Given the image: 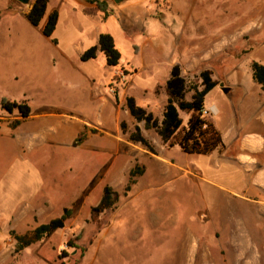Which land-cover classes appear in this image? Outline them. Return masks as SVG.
Returning <instances> with one entry per match:
<instances>
[{"label":"rangeland","instance_id":"374dc122","mask_svg":"<svg viewBox=\"0 0 264 264\" xmlns=\"http://www.w3.org/2000/svg\"><path fill=\"white\" fill-rule=\"evenodd\" d=\"M34 1L11 0L20 13L0 19V124L15 130L12 142L9 128L8 141L0 138V264H264V185L255 181L264 154L254 167L234 159L239 136H264V91L251 69L264 65V0H96L106 13L95 0H49L48 12H59L57 44L43 21L34 27L22 14ZM101 33L115 38L116 67L103 54L81 61ZM175 64L187 100L200 73L212 72L204 117L223 137L233 133L218 153L225 159L183 153L128 112L133 96L162 120ZM2 99L31 105L18 130V111L2 110ZM180 116L186 126L191 113ZM64 121L88 139L74 146L81 132L70 142ZM136 126L149 149L129 141ZM42 131L45 145L21 154L19 138ZM137 166L143 174L125 192ZM106 187L114 206L94 213ZM65 208L64 228L18 249L12 231L30 235Z\"/></svg>","mask_w":264,"mask_h":264},{"label":"trees","instance_id":"16d2710c","mask_svg":"<svg viewBox=\"0 0 264 264\" xmlns=\"http://www.w3.org/2000/svg\"><path fill=\"white\" fill-rule=\"evenodd\" d=\"M100 11L106 13V2L94 1ZM49 0H35L27 13L28 22L39 27L48 10ZM59 21L58 10H53L47 18L43 28V35L47 38H52L57 29ZM54 44H57L56 39H52ZM99 54H103L105 62L109 67H116L121 60V52L117 48L115 38L110 33H101L96 45L87 49L81 55V61L87 62L91 59H96ZM253 79L264 91V65L258 61L251 62ZM201 82L192 86L193 92L191 100L186 99L189 91L187 78L182 74V69L179 64L173 66L170 79L166 81L165 87L168 93V102L163 111V119L160 121L152 112H148L146 108L139 106L133 96L126 98V107L130 115L138 122L144 123L146 130L154 129L161 137L164 143H168L171 147L180 146L183 153L190 155H209L215 151H220L225 148V142L222 134L215 128L213 122L204 117V110L207 95L217 87L216 81L212 77L210 70H204L200 73ZM1 108L4 111L13 113L18 111L21 119L13 122L12 128H17L31 117L32 108L27 100L10 101L2 99ZM180 111L190 112L188 124L184 126ZM126 124H121V130L126 133ZM96 133V131H92ZM88 139L87 132H81L74 142V146L82 145ZM129 141L132 143L141 144L149 149L150 144L142 134L139 126L135 127L134 132L129 134ZM143 174L140 167H136L130 171L128 184L125 192L132 189L136 184V178ZM103 197L97 207L94 208V213H101L114 206L112 199V189L106 187L103 191ZM72 210L65 208L63 214L54 218L47 223H43L36 227L29 235H17L14 231L10 234L17 241L18 249L23 250L32 244L51 236L55 231L65 227L66 221L70 219Z\"/></svg>","mask_w":264,"mask_h":264},{"label":"crops","instance_id":"0c3cea01","mask_svg":"<svg viewBox=\"0 0 264 264\" xmlns=\"http://www.w3.org/2000/svg\"><path fill=\"white\" fill-rule=\"evenodd\" d=\"M30 9H31V7H29V9L26 12H23L22 14H25V16H26L27 13L30 11ZM16 12L17 11L14 10V8H12V6H11V0H7L5 5L0 10V19L3 16H5V15H7V16L14 15V13L16 14ZM17 13H20V12H17ZM50 13L47 10L46 15L48 16ZM42 21L44 22V25H45V18ZM49 39H51V41H52V38H49ZM205 108L208 109L206 107V105H205ZM0 119H2V117H0ZM26 121H24V122H26ZM24 122H22V124L19 127H21L24 124ZM58 124L63 129L66 130L65 132H67V134L69 133V135H67V136L69 137L70 142H71V137L74 136V135L72 136V134L77 135V134H79L82 131L80 126H77V125L72 126L67 121L59 122ZM213 124L215 125V128H216L215 120H214ZM19 127H17L16 129L18 130ZM8 128L9 127L7 125L5 126L4 124H0V138H1V141H3V142L4 141L5 142L8 141L7 133L4 135V132ZM9 129H11V128H9ZM73 129H74L75 132H73ZM14 131H15L14 129H11V134H10L11 135V142L13 141V138H14V135H13ZM232 134L233 133H231L229 135L228 139L223 137V135H222V137L224 139V142L226 141L224 149H226V148L229 149L230 145H229L228 140H230ZM250 135H253V136H250V137L249 136H244V137H240L239 136V141H237L238 142L237 155L235 157L234 156L233 157H234L235 160L239 161V163H241V164H244V165H246L248 167H254V165L258 166L260 164V161L256 160L257 159L256 157H259L260 155L264 154V136L263 135H257V134H255V135L254 134H250ZM19 140H20V145H17V146H18L19 151L21 152V154H24L25 151L29 152L32 149L39 148V147H42L43 145H45V132H43V131L42 132H36L33 135H31L30 137L19 138ZM177 147H179V149H180V146H177ZM224 149H222V150H224ZM11 150H12V144L10 145V151ZM222 150H220V151H222ZM220 151H215L214 153H211L213 155L214 159H225L224 156L220 157L218 155V153ZM211 154H209V155H211ZM193 156H207V155H193ZM260 177H262L261 181L259 180ZM256 179L257 180H255V181H256L257 185L258 184L264 185V169L260 168L259 172H257ZM260 188L264 189V186L260 187ZM28 206H29V202H26L22 206V208H21L22 211H20V212H28Z\"/></svg>","mask_w":264,"mask_h":264},{"label":"water","instance_id":"95a60500","mask_svg":"<svg viewBox=\"0 0 264 264\" xmlns=\"http://www.w3.org/2000/svg\"><path fill=\"white\" fill-rule=\"evenodd\" d=\"M20 3L24 4V5H28L30 3L31 0H17ZM117 3H119V0H115ZM222 87V91L224 93H228L229 92V88L228 87H223V85L221 84ZM10 113V112H9Z\"/></svg>","mask_w":264,"mask_h":264},{"label":"built area","instance_id":"2783aa9c","mask_svg":"<svg viewBox=\"0 0 264 264\" xmlns=\"http://www.w3.org/2000/svg\"><path fill=\"white\" fill-rule=\"evenodd\" d=\"M209 111H210V110H208V109H205V110H204V115H205V114H208V113H209Z\"/></svg>","mask_w":264,"mask_h":264},{"label":"bare ground","instance_id":"6f19581e","mask_svg":"<svg viewBox=\"0 0 264 264\" xmlns=\"http://www.w3.org/2000/svg\"><path fill=\"white\" fill-rule=\"evenodd\" d=\"M242 231H243V229H242ZM252 252V251H251Z\"/></svg>","mask_w":264,"mask_h":264}]
</instances>
